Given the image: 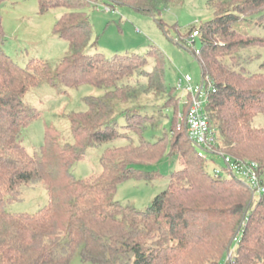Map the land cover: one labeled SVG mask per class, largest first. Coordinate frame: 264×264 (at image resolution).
<instances>
[{
  "label": "trees",
  "instance_id": "1",
  "mask_svg": "<svg viewBox=\"0 0 264 264\" xmlns=\"http://www.w3.org/2000/svg\"><path fill=\"white\" fill-rule=\"evenodd\" d=\"M105 1L39 0L44 12L66 11L55 33L70 43L72 54L56 73L35 63L22 67L4 52L0 16V264H72L76 253L92 264H264V194L255 197L239 179L207 171L208 161L199 157L187 131L177 128L183 105L177 87L170 91L165 84L162 53L153 48L145 55L113 59L87 54L96 45L89 12ZM114 1L164 26L158 16L171 0ZM210 6L215 16L198 28L202 46L195 49L203 77L210 76L217 89L206 112L219 149L236 160L257 162L264 183V73H250L239 62L243 50L264 47V38L235 29L254 16L257 25H264V0H211ZM151 57L156 59L153 71L142 74L147 83L125 84L138 73L136 63L147 60V65ZM45 78L69 87L92 85L105 94L87 98V112L70 115L72 142L48 127L44 145L32 156L23 131L34 115L24 100ZM142 93L171 95L159 111L162 116L164 109L174 108L171 133L155 142L144 140L150 119L138 104ZM129 103L137 105L122 107ZM135 119L141 123L130 126ZM127 128L142 139L140 145L129 136L127 146L107 150L101 173L90 180L71 173L91 148L127 137L122 133ZM156 149L159 155L179 157L180 169L171 175L168 189L147 210L120 204L118 185L140 177L135 164L155 158ZM35 182L44 183L48 205L34 214L9 213L7 205L19 197L22 186Z\"/></svg>",
  "mask_w": 264,
  "mask_h": 264
},
{
  "label": "rangeland",
  "instance_id": "2",
  "mask_svg": "<svg viewBox=\"0 0 264 264\" xmlns=\"http://www.w3.org/2000/svg\"><path fill=\"white\" fill-rule=\"evenodd\" d=\"M210 1L171 0L158 16L163 20L164 26H160L154 17L142 14L129 5H123L114 0L98 2L95 4V9L89 12L93 28L92 40L96 45L90 46L87 54L101 53L113 59L118 55H145L156 48L162 53L164 59L165 84L168 90L175 89L184 75H190L198 83L203 79V72L195 55V49L200 50L202 42L200 38H197L194 45H189L186 39L192 28L198 29L204 22L215 16ZM106 7L112 10L107 12ZM65 12L64 9H51L44 12L40 8L39 0L4 1L0 4L1 25L5 35L4 52L22 67L35 63L40 67L46 65L52 73H56L62 60L72 54L70 43L55 33L58 21ZM257 18L259 17L243 19L235 25V29L244 34L264 38V25H257ZM240 56L239 62L250 73H264V47L247 48L240 53ZM158 59L162 60V57ZM155 60L152 57L149 58L147 65H145L147 60L138 61L136 63L139 68L138 73L134 78H126L125 84L136 85L137 81L147 83L149 78L142 74L153 71ZM224 60L231 64L230 59ZM104 94L105 90L92 85L69 87L55 78H52V82L45 78L41 86L31 89L24 102L31 107L34 121L23 131L24 146L30 155L38 153L44 145L48 127L54 126L67 141L72 142L70 115L87 112L89 107L86 99ZM177 95L180 100L181 94L177 92ZM169 98L171 95L160 97L153 93L141 94L138 104L142 112L146 113L145 115L150 119L146 124L150 129L146 131L144 140L155 142L163 136L164 132L171 133L174 108L164 109L162 116L159 112ZM136 105L129 103L122 107L133 109ZM181 107L183 111V106ZM124 123L126 124L125 121ZM139 123L141 122L135 119L129 125L134 126ZM153 124L154 126L157 124L158 127L153 129ZM122 133L127 137L91 148L87 157L72 167L71 173L78 180H90L101 173V158L107 150L127 146L130 143L129 136L134 139L136 145L141 144L142 139L129 132L128 128L122 129ZM169 139L167 138V141L159 145V148L164 147ZM161 150L164 149L161 148ZM156 151L158 152H155V155H158L155 158L135 164V169L142 174L140 177L127 179L118 185L117 201L120 204L131 205L138 210H147L155 198L168 189L171 175L180 169L179 157L178 155L170 156L167 153L159 155L160 150L156 149ZM223 168H225L224 158L220 156L209 158L206 169L210 174ZM48 203L49 193L44 183L35 182L22 186L19 197L8 203L7 211L11 214H34L46 207ZM235 250L236 248L232 251L230 258ZM72 264L92 263L82 261L80 254L76 253Z\"/></svg>",
  "mask_w": 264,
  "mask_h": 264
},
{
  "label": "built area",
  "instance_id": "3",
  "mask_svg": "<svg viewBox=\"0 0 264 264\" xmlns=\"http://www.w3.org/2000/svg\"><path fill=\"white\" fill-rule=\"evenodd\" d=\"M111 10L106 7L107 12ZM200 35L199 29L194 30L187 38V43L193 44ZM176 87L181 94V105L184 106L178 114V129L187 131L189 139L198 149L199 157L208 162L211 157H223L225 168L215 170L214 176L237 178L249 188L253 196L261 197L264 194V183L260 176V165L250 160H236L219 149L218 135L205 108L211 94L217 90L213 79L205 76L197 83L190 75H184Z\"/></svg>",
  "mask_w": 264,
  "mask_h": 264
}]
</instances>
